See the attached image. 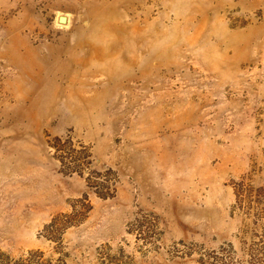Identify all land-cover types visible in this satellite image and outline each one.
<instances>
[{
    "label": "rangeland",
    "instance_id": "rangeland-1",
    "mask_svg": "<svg viewBox=\"0 0 264 264\" xmlns=\"http://www.w3.org/2000/svg\"><path fill=\"white\" fill-rule=\"evenodd\" d=\"M0 252L264 264V0H0Z\"/></svg>",
    "mask_w": 264,
    "mask_h": 264
},
{
    "label": "trees",
    "instance_id": "trees-1",
    "mask_svg": "<svg viewBox=\"0 0 264 264\" xmlns=\"http://www.w3.org/2000/svg\"><path fill=\"white\" fill-rule=\"evenodd\" d=\"M40 255V253H32L24 259L11 260L6 254L0 252V264H33L37 258L36 256Z\"/></svg>",
    "mask_w": 264,
    "mask_h": 264
},
{
    "label": "water",
    "instance_id": "water-1",
    "mask_svg": "<svg viewBox=\"0 0 264 264\" xmlns=\"http://www.w3.org/2000/svg\"><path fill=\"white\" fill-rule=\"evenodd\" d=\"M67 22V19L63 16L58 17V23L59 24H65Z\"/></svg>",
    "mask_w": 264,
    "mask_h": 264
}]
</instances>
